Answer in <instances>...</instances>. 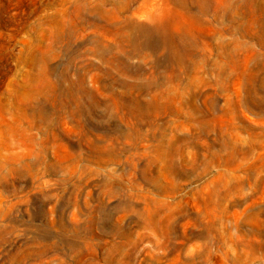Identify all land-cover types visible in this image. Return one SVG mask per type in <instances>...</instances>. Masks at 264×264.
Returning <instances> with one entry per match:
<instances>
[{
    "label": "rangeland",
    "instance_id": "obj_1",
    "mask_svg": "<svg viewBox=\"0 0 264 264\" xmlns=\"http://www.w3.org/2000/svg\"><path fill=\"white\" fill-rule=\"evenodd\" d=\"M110 6L0 0V264H264V91L243 75L264 47L179 15L148 36L128 13L122 41ZM222 41L245 46L220 71Z\"/></svg>",
    "mask_w": 264,
    "mask_h": 264
},
{
    "label": "bare ground",
    "instance_id": "obj_2",
    "mask_svg": "<svg viewBox=\"0 0 264 264\" xmlns=\"http://www.w3.org/2000/svg\"><path fill=\"white\" fill-rule=\"evenodd\" d=\"M100 2L102 4L111 5L110 8L106 9V11L103 13L105 15V26L109 29H118L117 32L120 33V39L122 41L127 40L126 34L123 32V27L133 24L132 21L129 20L130 16L128 15V13L132 15L140 14L144 16L145 19H147V21L150 23V26L147 29L143 27L142 24L133 25L138 26V29L142 30L143 33L148 36L152 33L157 32L158 30H160V28H162L163 30L169 27L180 29L179 27L181 25L177 22L175 17L176 15H179L185 19L189 18L194 22L205 23L211 28L214 27V23L220 24L227 22L237 29L242 28L245 37L255 38L264 47V0H100ZM77 4H80V1ZM194 7H196L195 10ZM207 15H211L212 19L206 18ZM240 17L244 20L240 21ZM119 29H122L121 32H119ZM180 35L181 40L183 41H188V39L190 38L189 32L185 30L181 31ZM200 38L204 43L209 44L208 36L203 35ZM197 39L200 40L198 37ZM131 42L133 55L141 54V52H143V50L145 49L150 50L151 53H154L153 48L157 49L150 39H147V42H141L138 39H135V41L131 40ZM119 44V48L123 46L121 45V43ZM172 44L173 45H171V49L176 53H180V50L175 47L176 44ZM244 46L245 44L240 41L235 42L234 46H232L230 42L225 41H222L218 45L221 57L220 71H223V69H225L226 60L239 54ZM186 50L188 60L191 61L195 57L197 50H195L194 45L189 42ZM123 52H125V50ZM146 55L144 56L146 57ZM260 56L264 57V51L261 53H256L252 48L249 49V54H247L245 57V70L243 72V75L245 77L248 76V79L251 78L254 80H260V90L264 91V58H260ZM251 62H253L252 66H250ZM220 75L221 74H219V76ZM246 90L247 95L245 97H240V95L238 94L237 103H245L249 107H254V101L249 94L252 88L248 87L246 88ZM210 102L211 106L215 105L214 100H211ZM249 151L251 150L249 149Z\"/></svg>",
    "mask_w": 264,
    "mask_h": 264
}]
</instances>
